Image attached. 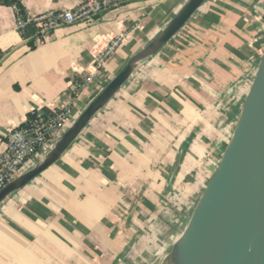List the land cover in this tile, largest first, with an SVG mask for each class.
I'll list each match as a JSON object with an SVG mask.
<instances>
[{
    "label": "crops",
    "instance_id": "0c3cea01",
    "mask_svg": "<svg viewBox=\"0 0 264 264\" xmlns=\"http://www.w3.org/2000/svg\"><path fill=\"white\" fill-rule=\"evenodd\" d=\"M18 1L32 15L82 2ZM187 1L114 0L95 20L65 24L44 37L24 36L14 7L0 4V152L33 111L69 103L74 121ZM124 32L97 67L99 52ZM263 43L264 0H206L137 66L55 164L0 204V264H153L164 239L171 246L176 240L166 200L213 176ZM87 76L91 81L76 91ZM50 148L29 159L24 171ZM148 244L157 252L147 254Z\"/></svg>",
    "mask_w": 264,
    "mask_h": 264
},
{
    "label": "water",
    "instance_id": "95a60500",
    "mask_svg": "<svg viewBox=\"0 0 264 264\" xmlns=\"http://www.w3.org/2000/svg\"><path fill=\"white\" fill-rule=\"evenodd\" d=\"M206 0L183 8L95 96L49 151L0 189V204L55 164L144 60L159 52ZM181 150L167 183L179 170ZM162 264H264V43L220 163Z\"/></svg>",
    "mask_w": 264,
    "mask_h": 264
},
{
    "label": "built area",
    "instance_id": "2783aa9c",
    "mask_svg": "<svg viewBox=\"0 0 264 264\" xmlns=\"http://www.w3.org/2000/svg\"><path fill=\"white\" fill-rule=\"evenodd\" d=\"M113 3L114 0H82L77 7L71 9L49 10L33 15L25 13V16L16 17V28L24 32L28 26H33L44 37L65 24L89 23ZM127 34L121 33L107 42L96 57L97 67H101L114 54ZM91 79L92 76H87L78 83L76 91L84 88ZM72 118L71 106L66 103L52 112L33 111L22 125L13 128L8 134L5 149L0 152V189L24 171L29 159L40 155L46 147H51L68 129L73 122Z\"/></svg>",
    "mask_w": 264,
    "mask_h": 264
},
{
    "label": "rangeland",
    "instance_id": "374dc122",
    "mask_svg": "<svg viewBox=\"0 0 264 264\" xmlns=\"http://www.w3.org/2000/svg\"><path fill=\"white\" fill-rule=\"evenodd\" d=\"M184 192L186 191L183 187L179 188V190H176V193H174V195L170 197L169 200L168 199L166 200L167 203L164 205L166 215L168 216L167 219L172 218L173 220L172 224L171 222H169L170 219L166 220V222L168 223V226L171 225L168 230L172 231V233L170 234L173 235V241L177 239V237L184 230L190 218L192 209L194 205L196 204L197 199L199 198L200 194L202 193V192L199 193V195L197 196H189L188 198L187 196L184 195L185 194ZM168 236L170 235L168 234ZM168 240H169L168 237L164 239V241L167 242V244L165 245L166 246L165 249H163L164 252L161 251L155 255V257H158V258L153 261V264H162L164 257L166 256V254L171 248V244L168 243ZM153 246L154 245L152 244H148L147 248L145 249L147 254L148 253L151 254L152 252L153 253L157 252L156 250L154 251ZM151 256L152 255H150V257ZM135 264H145V262L142 260L141 261L137 260Z\"/></svg>",
    "mask_w": 264,
    "mask_h": 264
},
{
    "label": "trees",
    "instance_id": "16d2710c",
    "mask_svg": "<svg viewBox=\"0 0 264 264\" xmlns=\"http://www.w3.org/2000/svg\"><path fill=\"white\" fill-rule=\"evenodd\" d=\"M0 4L2 5H7V6H12L14 7L15 11H16V15L17 16H25V9L23 8L22 4L18 1V0H0ZM30 33H38V30L33 27V26H28L24 32H22V34L24 36H28ZM2 53L0 52V57H1ZM31 115V113L29 114V116ZM28 116V117H29ZM216 168L214 169V172L216 171ZM209 180L204 181L202 183H196L194 182L192 186H189L185 189L186 192H184L185 196H187L189 198V196H197L199 195V193H201L205 187V185L208 183Z\"/></svg>",
    "mask_w": 264,
    "mask_h": 264
},
{
    "label": "bare ground",
    "instance_id": "6f19581e",
    "mask_svg": "<svg viewBox=\"0 0 264 264\" xmlns=\"http://www.w3.org/2000/svg\"><path fill=\"white\" fill-rule=\"evenodd\" d=\"M73 123V122H72ZM69 126H71V125H69ZM32 166V165H31ZM164 252V251H163Z\"/></svg>",
    "mask_w": 264,
    "mask_h": 264
}]
</instances>
